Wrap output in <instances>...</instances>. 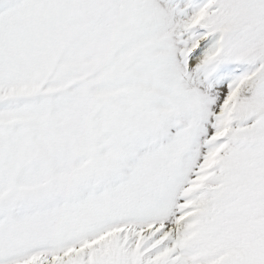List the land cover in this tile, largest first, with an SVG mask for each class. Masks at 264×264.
<instances>
[{"label":"snow or ice","instance_id":"6c2138e0","mask_svg":"<svg viewBox=\"0 0 264 264\" xmlns=\"http://www.w3.org/2000/svg\"><path fill=\"white\" fill-rule=\"evenodd\" d=\"M0 264H264V0H0Z\"/></svg>","mask_w":264,"mask_h":264}]
</instances>
